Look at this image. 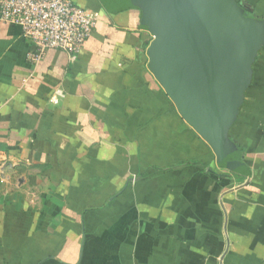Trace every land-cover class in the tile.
<instances>
[{
    "label": "crops",
    "instance_id": "crops-1",
    "mask_svg": "<svg viewBox=\"0 0 264 264\" xmlns=\"http://www.w3.org/2000/svg\"><path fill=\"white\" fill-rule=\"evenodd\" d=\"M73 1L97 19L74 57L0 21V264H264V45L228 130L246 176L145 71L139 8Z\"/></svg>",
    "mask_w": 264,
    "mask_h": 264
},
{
    "label": "water",
    "instance_id": "water-1",
    "mask_svg": "<svg viewBox=\"0 0 264 264\" xmlns=\"http://www.w3.org/2000/svg\"><path fill=\"white\" fill-rule=\"evenodd\" d=\"M111 10L139 8L152 39L148 68L180 117L213 150L217 164L249 176L228 137L264 45V20L237 0H104Z\"/></svg>",
    "mask_w": 264,
    "mask_h": 264
},
{
    "label": "built area",
    "instance_id": "built-area-1",
    "mask_svg": "<svg viewBox=\"0 0 264 264\" xmlns=\"http://www.w3.org/2000/svg\"><path fill=\"white\" fill-rule=\"evenodd\" d=\"M0 21L19 27L36 62L50 49L76 56L97 19L73 0H0Z\"/></svg>",
    "mask_w": 264,
    "mask_h": 264
},
{
    "label": "rangeland",
    "instance_id": "rangeland-1",
    "mask_svg": "<svg viewBox=\"0 0 264 264\" xmlns=\"http://www.w3.org/2000/svg\"><path fill=\"white\" fill-rule=\"evenodd\" d=\"M149 39H150V41H151V39H152L151 34H149ZM147 63H148V57L146 58L145 71H146L149 75H151L152 78L156 81V79L154 78L153 74L150 72ZM155 81H154V82H155ZM156 83L158 84V86L160 87V89L162 90V92L165 94L164 90H163L162 87L159 85V83H158L157 81H156ZM165 95H166V94H165ZM166 96H167V95H166ZM168 99H169V98H168ZM169 100H170V99H169ZM170 102H171V100H170ZM172 104H173V103H172ZM211 150H212V149H211ZM213 154H214V152H213ZM214 155H215V154H214Z\"/></svg>",
    "mask_w": 264,
    "mask_h": 264
},
{
    "label": "trees",
    "instance_id": "trees-1",
    "mask_svg": "<svg viewBox=\"0 0 264 264\" xmlns=\"http://www.w3.org/2000/svg\"><path fill=\"white\" fill-rule=\"evenodd\" d=\"M239 3H241L239 0H237ZM242 8H243V10H244V12H245V14L247 15V16H249V17H254L253 16V14L252 13H250V11H248V9L244 6V5H242Z\"/></svg>",
    "mask_w": 264,
    "mask_h": 264
}]
</instances>
